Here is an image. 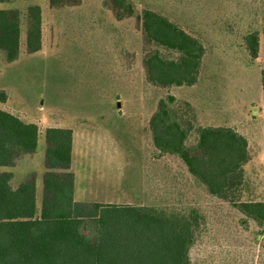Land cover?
<instances>
[{
	"label": "rangeland",
	"instance_id": "rangeland-1",
	"mask_svg": "<svg viewBox=\"0 0 264 264\" xmlns=\"http://www.w3.org/2000/svg\"><path fill=\"white\" fill-rule=\"evenodd\" d=\"M108 1L82 0L64 9H53L50 0L0 4V10H19L23 24L19 60L9 63L0 51V93L7 95L6 103L0 96V109L41 131L33 161L18 163L14 185L32 168L39 176L41 206L45 133L71 129L77 141L73 172L92 203L183 213L196 208L205 225L190 252L194 264H264V231L211 196L179 157L162 155L150 128L160 101L172 95L191 104L197 128L236 130L247 139L250 154L240 199L264 202V0H132L138 15L124 21L116 19ZM30 6L43 12V48L36 54L26 48ZM145 10L203 41L206 53L195 86L148 82L149 49L139 19ZM251 32L260 36L257 59L246 40ZM197 139L193 132L188 146Z\"/></svg>",
	"mask_w": 264,
	"mask_h": 264
},
{
	"label": "trees",
	"instance_id": "trees-1",
	"mask_svg": "<svg viewBox=\"0 0 264 264\" xmlns=\"http://www.w3.org/2000/svg\"><path fill=\"white\" fill-rule=\"evenodd\" d=\"M81 1L50 0V5L64 9ZM11 2L0 0V4ZM108 6L118 21L138 15L132 0H109ZM139 19L149 49L148 82L161 88L195 86L206 53L203 41L158 12L145 10ZM26 22L27 53H39L42 8L30 6ZM22 27L19 10H0V51L9 63L21 56ZM259 37L258 32L246 37L254 59ZM0 96L6 103L7 95L1 92ZM195 123L190 103L167 96L150 121L155 147L162 155L179 157L211 196L230 203L263 232L264 202L240 199L244 166L250 160L247 139L232 128H197ZM193 132L198 134L197 143L188 146ZM40 137L37 124L0 109V264H194L190 252L205 225L198 209L183 213L76 201L71 129L49 128L45 133L47 170L39 206L37 174L17 187L12 170L36 154Z\"/></svg>",
	"mask_w": 264,
	"mask_h": 264
},
{
	"label": "crops",
	"instance_id": "crops-1",
	"mask_svg": "<svg viewBox=\"0 0 264 264\" xmlns=\"http://www.w3.org/2000/svg\"><path fill=\"white\" fill-rule=\"evenodd\" d=\"M46 139V138H45ZM75 139V140H74ZM75 141H76V138H75V133H74V137H73V146H75ZM47 142V141H46ZM77 142V141H76ZM82 143V145L81 146H83V142H78V145L76 144V146H79L80 147V144ZM47 147H48V144H47ZM75 150V149H74ZM47 151V150H46ZM35 156V155H34ZM33 158L34 157H30L29 156V158L28 157H26V158H24L23 159V161H30V163L33 161ZM45 159H46V156H45ZM74 164V155H73V162H72V172L74 171L75 172V166L73 165ZM19 169H20V167H16V168H14L12 171H13V173H14V175H15V178H16V175H17V173H18V171H19ZM46 166H45V172H44V174L46 173ZM73 172V173H74ZM76 173V172H75ZM74 173V174H75ZM32 174H37V181H38V178H39V176H38V173L37 172H35L32 168L31 169H28L27 170V172H25V174H24V178H23V181L21 182V183H23L29 176H31ZM43 178H44V175H43ZM15 180V179H14ZM20 183V184H21ZM80 185V186H79ZM83 185V184H82ZM84 190L85 189H83L82 188V186H81V183H79V180L77 179V177H76V175H75V199H76V201H78V202H89L90 200L87 198V196L85 195V192H84ZM80 195V196H79ZM84 198H87V199H84ZM91 203H92V201H90Z\"/></svg>",
	"mask_w": 264,
	"mask_h": 264
}]
</instances>
